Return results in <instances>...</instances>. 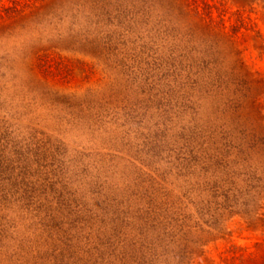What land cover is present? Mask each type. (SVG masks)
Instances as JSON below:
<instances>
[{
    "label": "trees",
    "instance_id": "1",
    "mask_svg": "<svg viewBox=\"0 0 264 264\" xmlns=\"http://www.w3.org/2000/svg\"><path fill=\"white\" fill-rule=\"evenodd\" d=\"M59 5L68 6V14L59 19L56 40L36 45L39 63L43 59L45 68L59 73L65 66L51 54L62 59L61 50L85 52L104 61L106 82L76 101L56 106L49 96L46 102L52 105L48 107L57 130L78 131L94 148L68 154L58 138L43 137L31 148L40 158L29 162L0 143V264H159L165 257L155 248L162 247L159 242L171 226L164 217L168 195L154 166L161 161L158 154L165 152L166 162L180 167L176 175L185 173L202 143L193 145L203 137L194 136L195 131L208 130V117L197 114L202 103L229 108L225 116L230 126L223 129H233L241 107L247 122L239 124L240 134L263 139L259 129L264 130V119L248 113L254 103L249 75L239 60L237 68L234 62L224 66L215 44L201 47L206 29L190 22L168 27L160 20L162 13L175 19L182 13L173 0H60ZM131 13H143V19L150 17L158 25L145 29L147 21L141 18L130 29ZM120 15H127L129 23L122 24ZM206 17L212 22L210 14ZM118 31H124L122 38ZM129 37L143 49L139 57L118 50L117 44ZM12 70L0 64V109L6 101L1 89L18 87L11 81ZM157 79L167 84L157 88L155 122L164 123L172 93L180 92L188 122L183 124L185 136L177 123H169L166 130L143 124L152 119L145 115L149 105L143 100L149 103L155 96L152 85ZM170 129H175V139H168ZM233 138L223 139V146ZM214 156L225 163L227 154L217 149Z\"/></svg>",
    "mask_w": 264,
    "mask_h": 264
},
{
    "label": "rangeland",
    "instance_id": "2",
    "mask_svg": "<svg viewBox=\"0 0 264 264\" xmlns=\"http://www.w3.org/2000/svg\"><path fill=\"white\" fill-rule=\"evenodd\" d=\"M173 1L182 11L178 19L172 18L168 12V15L162 13L160 20L168 27L190 22L206 29L201 47L215 44L224 59V66L234 62L237 68L239 60L249 75L247 86L249 94L254 97L250 98L254 103L248 105V113L256 119H264V0ZM59 2L0 0V64L11 66V81L18 86L1 89L6 101L2 102L0 109V143L5 150L25 155L29 162L40 158L31 149L35 140L40 142L39 138H58L59 147L65 148L68 154L73 150L90 151L94 148L91 141L78 131L57 130L48 107L51 103L46 102L49 96L56 106L62 105L64 100L73 102L86 90L91 91L106 82L102 74L106 68L104 61L85 52L61 50L62 59L51 54L52 59L65 66L59 73L51 67L45 68L47 62L43 59L39 63L35 55L38 51L36 45L56 40L61 24L59 19L68 14V6H60ZM78 8H81L78 14L82 15V5L79 4ZM207 14L212 22L207 19ZM119 18L122 24L129 23L127 15ZM131 18L130 29H134L141 18L147 21L143 22L145 29L151 23V31L158 25L150 17L143 19V13H131ZM118 32L122 38L124 31ZM150 42L153 41L147 44ZM117 46L123 54L133 52L130 55L136 57L143 50L134 37L121 40ZM52 52L58 55L57 50ZM163 84L167 83L160 84L158 79L153 82L155 96L150 97L149 103L143 100V105H149L144 109L145 115L154 118L150 122L144 120L143 124L150 129L166 130L169 123H177L185 136L183 124L188 122L181 111L184 105L179 99L180 92L178 95L176 91L172 93L163 114L166 117L164 123L155 122L158 117L154 116L158 112L155 107L160 103L157 88H162ZM28 89L33 93L26 92ZM202 104L197 107V114L208 117L205 121L208 130L200 128L195 131L194 136L203 134V137L193 145L202 143L194 151L191 162L187 161L185 173H174L180 167L175 168V163L166 162L168 156L165 152L158 154L161 161L154 164L168 195L164 217L170 220L167 225L171 226L166 239L159 242L162 247L155 248L156 254L162 253L165 257L159 264H264V138L240 134L239 124L247 122V115H240L241 107L233 129H223L228 124L225 111L228 113L229 108L225 109L224 104L214 108H211L212 104ZM179 130L176 135L181 141ZM259 130L261 137L264 130ZM173 132L175 129L167 130L168 139H175ZM225 138H233V141L223 146ZM247 139L254 145H248ZM217 149L227 154L225 163L213 160ZM198 156L199 161L195 162Z\"/></svg>",
    "mask_w": 264,
    "mask_h": 264
}]
</instances>
